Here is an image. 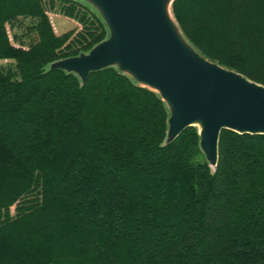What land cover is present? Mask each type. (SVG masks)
<instances>
[{
  "label": "trees",
  "instance_id": "obj_1",
  "mask_svg": "<svg viewBox=\"0 0 264 264\" xmlns=\"http://www.w3.org/2000/svg\"><path fill=\"white\" fill-rule=\"evenodd\" d=\"M50 14L81 28L62 35ZM203 56L264 85V0H176ZM13 32V34H11ZM109 30L79 0H0V264H264V135L166 143L159 94L111 67L51 69Z\"/></svg>",
  "mask_w": 264,
  "mask_h": 264
},
{
  "label": "water",
  "instance_id": "obj_2",
  "mask_svg": "<svg viewBox=\"0 0 264 264\" xmlns=\"http://www.w3.org/2000/svg\"><path fill=\"white\" fill-rule=\"evenodd\" d=\"M94 8L109 37L89 53L57 61L51 69L76 74L117 68L159 94L169 109L166 143L199 128L209 165L219 161L224 131L264 135V85L203 56L172 14L176 0H79Z\"/></svg>",
  "mask_w": 264,
  "mask_h": 264
},
{
  "label": "rangeland",
  "instance_id": "obj_3",
  "mask_svg": "<svg viewBox=\"0 0 264 264\" xmlns=\"http://www.w3.org/2000/svg\"><path fill=\"white\" fill-rule=\"evenodd\" d=\"M49 17L57 35H62L74 29L81 28L75 20L65 17L62 14H50ZM11 34H13V32H11ZM14 65L12 61H0V68L3 69H7L10 66L14 67Z\"/></svg>",
  "mask_w": 264,
  "mask_h": 264
}]
</instances>
